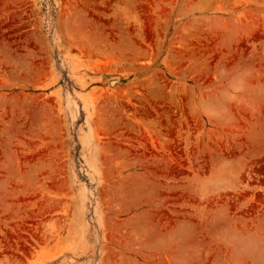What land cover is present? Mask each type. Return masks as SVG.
<instances>
[{
  "label": "rangeland",
  "instance_id": "rangeland-1",
  "mask_svg": "<svg viewBox=\"0 0 264 264\" xmlns=\"http://www.w3.org/2000/svg\"><path fill=\"white\" fill-rule=\"evenodd\" d=\"M0 264H264V0H0Z\"/></svg>",
  "mask_w": 264,
  "mask_h": 264
}]
</instances>
